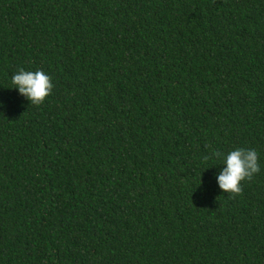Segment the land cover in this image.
Wrapping results in <instances>:
<instances>
[{
    "label": "trees",
    "instance_id": "16d2710c",
    "mask_svg": "<svg viewBox=\"0 0 264 264\" xmlns=\"http://www.w3.org/2000/svg\"><path fill=\"white\" fill-rule=\"evenodd\" d=\"M0 101V264H264V0H0Z\"/></svg>",
    "mask_w": 264,
    "mask_h": 264
},
{
    "label": "clouds",
    "instance_id": "9594fccd",
    "mask_svg": "<svg viewBox=\"0 0 264 264\" xmlns=\"http://www.w3.org/2000/svg\"><path fill=\"white\" fill-rule=\"evenodd\" d=\"M13 88L24 96L33 105H41L51 94L54 87L52 78L43 70L26 71L20 68L11 78ZM0 107L3 102L0 101ZM216 158H223L224 167L216 179L219 188L224 193H231L233 197L242 194L241 182L251 181L253 176L260 171L259 157L254 149L236 148L226 157L216 151L212 153ZM211 157H205V160Z\"/></svg>",
    "mask_w": 264,
    "mask_h": 264
}]
</instances>
